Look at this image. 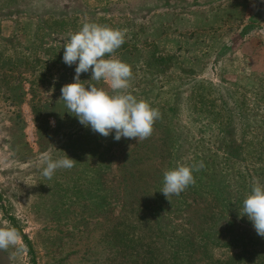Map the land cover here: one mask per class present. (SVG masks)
<instances>
[{"label":"rangeland","instance_id":"1","mask_svg":"<svg viewBox=\"0 0 264 264\" xmlns=\"http://www.w3.org/2000/svg\"><path fill=\"white\" fill-rule=\"evenodd\" d=\"M85 22L124 32L127 91L160 114L147 139L94 133L60 100L75 75L63 44ZM45 153L77 163L47 179ZM178 164L195 183L169 202L163 173ZM255 181L264 0H0V227L32 248L21 238L0 264H264L241 216Z\"/></svg>","mask_w":264,"mask_h":264},{"label":"clouds","instance_id":"2","mask_svg":"<svg viewBox=\"0 0 264 264\" xmlns=\"http://www.w3.org/2000/svg\"><path fill=\"white\" fill-rule=\"evenodd\" d=\"M125 43L122 30L93 22H85L74 33H69L63 44V63L75 65L74 82L61 88V98L68 113L92 132L104 137L114 133V139H147L159 118V111L148 102L137 99L127 90L132 78L131 66L113 58V54ZM90 73V80L104 81L111 93L103 88L81 82V74ZM77 163L66 154L53 158L43 154L37 168L41 175L51 179L61 169H71ZM203 166L202 164L200 165ZM194 166L178 164L163 173L161 192L166 199L180 195L195 183ZM170 202V200H169ZM242 215L252 223L255 232L264 237V183L253 182L242 202ZM21 236L14 227H0V250L19 245Z\"/></svg>","mask_w":264,"mask_h":264},{"label":"trees","instance_id":"3","mask_svg":"<svg viewBox=\"0 0 264 264\" xmlns=\"http://www.w3.org/2000/svg\"><path fill=\"white\" fill-rule=\"evenodd\" d=\"M20 236H21L22 240L24 241L25 245L27 246V248L29 249V252L32 253L30 241L24 235H20ZM33 264H35L34 259H33Z\"/></svg>","mask_w":264,"mask_h":264},{"label":"flooded vegetation","instance_id":"4","mask_svg":"<svg viewBox=\"0 0 264 264\" xmlns=\"http://www.w3.org/2000/svg\"><path fill=\"white\" fill-rule=\"evenodd\" d=\"M21 235H23V234L21 233Z\"/></svg>","mask_w":264,"mask_h":264}]
</instances>
